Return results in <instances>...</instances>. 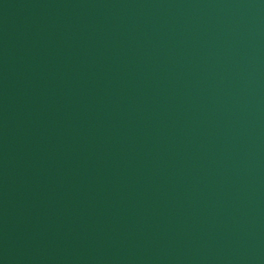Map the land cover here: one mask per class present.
<instances>
[{
	"label": "water",
	"instance_id": "water-1",
	"mask_svg": "<svg viewBox=\"0 0 264 264\" xmlns=\"http://www.w3.org/2000/svg\"><path fill=\"white\" fill-rule=\"evenodd\" d=\"M0 264H264V0H0Z\"/></svg>",
	"mask_w": 264,
	"mask_h": 264
}]
</instances>
